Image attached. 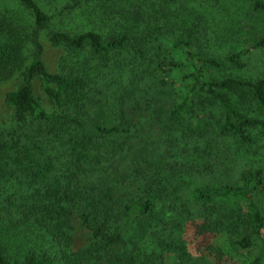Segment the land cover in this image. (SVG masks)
<instances>
[{
    "label": "trees",
    "instance_id": "obj_1",
    "mask_svg": "<svg viewBox=\"0 0 264 264\" xmlns=\"http://www.w3.org/2000/svg\"><path fill=\"white\" fill-rule=\"evenodd\" d=\"M8 1L0 264H264V76L218 74L244 69L264 35L195 56L213 34L203 0H64L59 15H93L78 33L42 8L56 0ZM237 1L264 16L263 0ZM43 31L60 51L53 73ZM177 47L192 59L178 101ZM204 176L216 180L188 186Z\"/></svg>",
    "mask_w": 264,
    "mask_h": 264
},
{
    "label": "rangeland",
    "instance_id": "obj_2",
    "mask_svg": "<svg viewBox=\"0 0 264 264\" xmlns=\"http://www.w3.org/2000/svg\"><path fill=\"white\" fill-rule=\"evenodd\" d=\"M67 2L68 1L65 0V3ZM65 3L64 0H56L42 4V8L50 16L53 18L55 17L54 19H59V21L53 19V22L60 24L61 28L64 26L66 31L78 33L92 28L94 22H92L93 20L91 18L93 15L88 13L87 8L80 7L79 14L75 16L70 13L68 15L63 13L59 15L60 8ZM197 5L200 10L209 14L207 18L210 20L213 34H209V49L203 50L199 45H196L190 49V54L192 55L210 54L213 55L214 58H217L218 56H223L229 51L245 48L247 46L246 43L264 35V16L249 13L245 9L243 14V8H246L247 6H241V3L237 0H203ZM12 7L13 6L8 0H0L1 10L10 9ZM20 16L24 18L21 14ZM105 31L106 30L104 29L103 32ZM46 33L47 32L43 31L39 34L41 57L46 70L53 73L55 72V64L60 51L48 43ZM214 35L218 36V39L215 40ZM169 56L172 62L179 64L176 68H172L168 73V80L173 83V93L176 97V101H178V98L182 96L184 88L190 83V80L184 78V75L192 71V59H186L184 50L180 47L170 50ZM241 60L245 63V67L241 71H233L229 68H224L220 70L218 74L223 75L224 73H228L233 76L239 75L249 77H255L257 75L264 76V49L253 50L243 55ZM14 83V79L0 82V113L4 109L1 102L3 94L10 90ZM32 90L34 95L41 98L40 82L37 79L32 82ZM238 169L239 164L234 166L233 170L234 172H238ZM243 169H245L244 166ZM230 175L231 177H235V175H232V171ZM208 180L213 182L216 178L204 176L198 182L194 180L188 181L190 183L188 186L195 187L196 185H199L198 183H210ZM82 243L83 240L81 235L78 233L75 234L72 249L78 251V249L81 248Z\"/></svg>",
    "mask_w": 264,
    "mask_h": 264
}]
</instances>
